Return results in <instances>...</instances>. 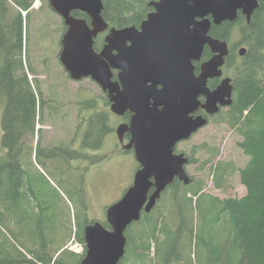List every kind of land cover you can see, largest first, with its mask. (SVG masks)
Wrapping results in <instances>:
<instances>
[{
	"label": "trees",
	"instance_id": "1",
	"mask_svg": "<svg viewBox=\"0 0 264 264\" xmlns=\"http://www.w3.org/2000/svg\"><path fill=\"white\" fill-rule=\"evenodd\" d=\"M35 1L0 0V101L4 104L0 264H81L86 255L84 230L93 221L87 214L73 217L69 203L77 198L65 187L62 189L67 199L50 189V182L44 176L38 177V173L33 176V193L29 186L34 151L42 164L43 152L50 158L57 150H45L39 143L34 148L31 143L44 100L38 97L28 76L35 73L26 56L31 15L24 17L21 10L28 12ZM147 2L103 0V17L110 27L139 25ZM259 4L250 23L240 13L234 23L213 26L210 33L230 44L238 31V42L230 44L224 67L232 79L233 102L216 117L223 118L241 137L239 146L249 157L243 168L218 162L212 165L211 172L218 190L239 172L246 195L221 199L206 193L201 181L191 178V183L185 185L175 180L155 209L143 213L141 220L126 231V255L120 264H264V0H259ZM73 15L90 21L84 13ZM65 31L63 22V34ZM102 40L96 39V51L102 48ZM240 48L247 49L244 57L238 54ZM211 56L206 48L203 61ZM196 66L198 73L199 64ZM215 83L211 81L210 85ZM97 101L88 98L80 103L81 125L85 128L81 153L87 158V152L100 150L113 131L109 114L97 111ZM210 154L204 165L213 163L219 151ZM189 159L190 164L194 163L193 156ZM161 204L170 210L168 216L160 209ZM102 224L110 228L107 222ZM72 238L84 246L83 254L67 248ZM186 249L188 257L183 255Z\"/></svg>",
	"mask_w": 264,
	"mask_h": 264
},
{
	"label": "water",
	"instance_id": "2",
	"mask_svg": "<svg viewBox=\"0 0 264 264\" xmlns=\"http://www.w3.org/2000/svg\"><path fill=\"white\" fill-rule=\"evenodd\" d=\"M50 8L66 27L61 39L60 62L74 81L91 79L106 93L117 116L132 113L129 124L117 128L124 149L134 150L139 164L133 184L108 207L106 228L93 221L84 230L86 255L81 264H120L126 255L128 228L151 213L176 179L185 185L189 157L176 154L181 142L209 125L208 116L232 105V79L215 89L209 81L221 79L230 55L227 41L211 36L213 26L234 23L239 14L247 23L259 0H160L140 28H110L104 19L103 0H49ZM74 12L88 16L77 18ZM108 32L98 52L95 41ZM212 56L203 61L205 49ZM246 48L238 54L244 57ZM196 63H201L197 74ZM113 71L118 81H113ZM205 98V104L200 99Z\"/></svg>",
	"mask_w": 264,
	"mask_h": 264
},
{
	"label": "rangeland",
	"instance_id": "3",
	"mask_svg": "<svg viewBox=\"0 0 264 264\" xmlns=\"http://www.w3.org/2000/svg\"><path fill=\"white\" fill-rule=\"evenodd\" d=\"M35 4L36 1L30 12L31 22L28 30L30 46L26 56L29 57L32 67L35 68V73H29L30 81L32 80L38 97L44 100V106L41 112L40 109L38 110L40 117H38V123L35 126L36 135L31 143L34 148L39 143V146L45 150H50L57 144L72 146L76 132L81 133L82 138L85 131L82 129L84 126L81 125V101L88 98L98 100L97 111L109 114V125L113 131L106 136L100 150L88 152L89 158H86L89 162L81 169L79 176L75 170V167L79 165L78 162H72L71 171L66 174L72 183H77L81 179L82 190L78 196L74 195L77 201L69 203L73 217L76 215L83 217L87 214L91 222L106 223L108 207L119 201L133 184L139 164L133 152H123L116 135V129L122 121L112 114L109 107H106V96L99 85L91 79L72 80L61 64L62 18L52 11L48 0H39L37 7H34ZM231 41L230 44L238 42V31L235 30ZM55 108H59L60 116L57 111L54 115L49 114V109ZM3 112L4 104L3 101H0V148L2 147ZM241 141V137L224 122L223 118L215 117L210 120L207 127L200 130L190 140L179 144L177 151L185 153L189 157L193 156L195 161L187 166V173L193 181L203 183L206 193L221 199L239 198L246 195L247 192L240 181L239 172L229 179L223 189L218 190L215 187L211 169L212 165L218 162L233 163L239 169L245 167L249 157L240 148ZM202 149H207L209 153ZM217 151H219V156L216 160L209 165H204L211 156L210 153ZM98 158H102L101 161L89 166L92 161H97ZM40 166L41 163L37 158L36 170H39ZM85 169L88 170L86 173L84 171L82 175V171ZM80 175H82L81 178ZM51 180L62 189L60 178H51ZM163 204L160 209L168 216L170 210L164 209ZM67 248L73 252L80 250L81 254L85 252L84 246L73 238L67 243ZM187 252L188 249L183 255L187 256ZM128 264L133 263L129 261Z\"/></svg>",
	"mask_w": 264,
	"mask_h": 264
},
{
	"label": "flooded vegetation",
	"instance_id": "4",
	"mask_svg": "<svg viewBox=\"0 0 264 264\" xmlns=\"http://www.w3.org/2000/svg\"><path fill=\"white\" fill-rule=\"evenodd\" d=\"M158 1H160V0H148V2L146 3V5H147L146 6V11H145L144 15L142 16L141 22L139 23V25H131V26H136L137 28H140V26L143 23V21L147 19V16L150 13H153L156 10L154 7H152L150 5V3H152V2H158ZM48 4H49V0H48ZM32 9H33V7L31 6L29 8V10H28L27 13L30 14V12H31ZM38 9H39V7H38ZM110 28H113V27L111 26ZM108 32L109 31H107L106 33L101 34V35L98 36V38H103V40H102V42H103L102 47L105 44V38L108 35ZM198 64H199V72H200V65H201V63H198ZM27 70H28V67H27ZM113 74H114L113 81L114 82L115 81H118V77H117L118 76V72L117 71H113ZM226 77H229V76H227L225 74V70H224V75H223V77L221 79H214V80H210L209 81V87L211 89H215L217 86H219V84L221 83L222 79H224ZM211 81H216V83L211 86L210 85V82ZM30 82H31V84L33 86L32 80ZM105 96H106V107H109L110 110H111L112 103H111V101H110V99H109V97H108V95L106 93H105ZM200 101H201L202 104H205L206 99L205 98H201ZM225 109H227V108H223V109H221V111L222 110H225ZM56 111H57V114L60 116V110H59V108L58 109L55 108L53 110L49 109V114L50 115H54ZM112 114H114V113L112 112ZM218 114H220V113H218ZM197 115H203L204 117H207L209 119V123H210V120L212 118H214V117L217 116V115H215V116H208L207 113L205 112V110L203 108H201L199 110V112L197 113ZM115 116H116V118H118V119H120L122 121L121 124H129L130 121H131V118H132V113L130 111H128L123 116H117V115H115ZM82 129L85 130V128H82ZM116 135H117V129H116ZM118 140H119V138H118ZM130 140H131V134L130 133H127L124 136L123 142H120V140H119L120 145L122 146L123 152H133L134 153V150L133 149L132 150H129V151H127V150L124 149V146L127 145L130 142ZM81 147H82L81 133L76 132L75 139L73 140V145L72 146H65V145L57 144V146L50 148L51 151H53L55 148L57 149L51 155L52 157H50V158H46L45 157V152L42 153V156L40 158L41 159V162H42V164H41L42 167L40 166V169L41 170L39 169V172L35 168V164H36L38 155H37V151H34L33 158H32V166L30 168V173H29L30 174L29 175L30 176L29 179L32 178L31 180H29V186H30L31 192L33 193V190H34L33 189V184H32V182L34 180L33 176L38 173L37 174L38 177L41 178V177L44 176L45 180L50 182V184L52 185V187L50 186V189L57 190L58 193L61 194L62 196L66 197L64 191L62 189H60L59 186H56V184L51 180V178H56V177L60 178V181H61L60 183L62 184V186L65 187V189H67L71 194H73L75 196H78V193H80L81 190H82V188H81V179L77 183L76 182L72 183L71 180H70V177H68V175L66 173L71 171V168H72L71 167V163L72 162H78L79 165H77V167H75V170L77 171V174L79 176V172L81 171V169H83L87 165V163L89 162V160H87L86 157H83L82 156ZM88 152L91 153V152H95V151H88ZM175 153L176 154H180L181 152H178L177 149H176V152ZM186 157H189V156L186 155ZM92 165L93 164L90 163L89 166H92ZM87 170L88 169L83 170L82 171V175H83V172L85 171V173H86ZM82 175H80V178H81ZM66 176H67V179H66ZM176 180H178V179H176Z\"/></svg>",
	"mask_w": 264,
	"mask_h": 264
},
{
	"label": "built area",
	"instance_id": "5",
	"mask_svg": "<svg viewBox=\"0 0 264 264\" xmlns=\"http://www.w3.org/2000/svg\"><path fill=\"white\" fill-rule=\"evenodd\" d=\"M23 14L25 15L26 14V12H23ZM74 240V239H73ZM81 250H82V248H81ZM74 252H76V253H78V254H80L81 252H80V250H78V251H74Z\"/></svg>",
	"mask_w": 264,
	"mask_h": 264
}]
</instances>
